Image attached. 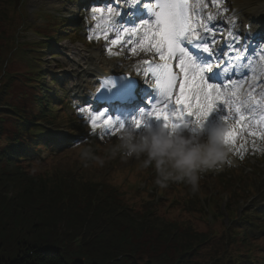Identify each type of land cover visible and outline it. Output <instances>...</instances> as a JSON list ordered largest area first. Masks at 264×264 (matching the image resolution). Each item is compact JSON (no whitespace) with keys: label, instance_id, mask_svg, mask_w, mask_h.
<instances>
[{"label":"trees","instance_id":"16d2710c","mask_svg":"<svg viewBox=\"0 0 264 264\" xmlns=\"http://www.w3.org/2000/svg\"><path fill=\"white\" fill-rule=\"evenodd\" d=\"M12 4L13 0H0V189H22L32 209L48 216L33 226V234L49 231L50 219L62 220L71 232L53 227L54 233L7 244L2 240L7 228L0 223V264H264V236L251 238L247 226L254 220L239 219L245 215L235 213L236 202L246 198L240 189L227 191L231 200L226 211L232 224L224 232L219 197L208 212L197 201L193 222L176 224L149 211L133 212L106 179L88 180L77 170H40L29 165L37 146H52L34 135L32 124L49 123L55 117L52 100L39 85L41 73L29 60L46 46L16 45ZM17 58L25 66L21 76L9 69ZM57 171L62 172L53 175ZM211 215L212 222L207 219Z\"/></svg>","mask_w":264,"mask_h":264},{"label":"snow or ice","instance_id":"6c2138e0","mask_svg":"<svg viewBox=\"0 0 264 264\" xmlns=\"http://www.w3.org/2000/svg\"><path fill=\"white\" fill-rule=\"evenodd\" d=\"M128 5L129 11L126 15L135 23L136 20L141 21L140 28L133 27L130 31L124 30L127 35V42L132 43L133 37L140 35L138 48L144 52H155L159 56V62L149 64L148 61L143 63L147 65L148 71L155 78L156 88L158 89L160 100L152 106V110L146 114L147 117H155L157 120H163L164 129L168 130L171 135L181 125L185 124L186 116H194L197 127H202L204 122L212 113L218 103H223L227 111V115L223 118L225 123L223 127V143L228 147L233 145L236 138L244 131L256 137L264 139V116L259 121L250 120L245 116V111H251L246 105L233 108L237 104V93L235 91H222L219 83H210V80H217L221 73L213 71V64L210 62L215 53V49L209 46L214 43L211 37L214 36L206 24L201 22L198 17L197 9L207 7L202 0H196L191 3L190 0H156L154 5L143 4L142 0H123ZM144 9H147L148 18H144ZM103 12V10H101ZM113 9H108L111 16ZM208 20L214 19L211 14ZM113 27L119 28L118 24L113 23ZM198 29H203L205 35L201 36ZM122 37L112 41V44L121 42ZM194 41L195 47L201 48L203 53L208 56L194 57L185 47V44L192 45ZM244 45L240 43L238 37H234L232 41V50L236 53L237 59L244 49ZM111 51V50H109ZM132 51L135 53L136 48ZM221 53L220 55H222ZM220 56L216 55V59ZM244 59H248L244 57ZM178 63L176 67L179 69L180 75L173 71V61ZM264 60V57H261ZM225 63H229L225 61ZM219 69L220 65H216ZM245 67L253 68L251 61ZM261 73H264V63L259 65ZM232 72L235 74L236 69L225 67L224 73ZM209 73L210 75H205ZM243 75H247L244 72ZM231 87L237 88L239 85L235 81L230 80ZM251 87V86H250ZM261 95L264 96V88L261 89ZM242 108L244 111H242ZM103 115V114H102ZM146 116L142 112L141 117L134 121V129L141 131L149 128L146 122ZM101 117L92 119V127H97ZM234 121V122H230ZM103 125L108 128L115 126L119 130H124L123 123L117 125L111 117L103 120ZM259 126V131L250 130Z\"/></svg>","mask_w":264,"mask_h":264},{"label":"rangeland","instance_id":"374dc122","mask_svg":"<svg viewBox=\"0 0 264 264\" xmlns=\"http://www.w3.org/2000/svg\"><path fill=\"white\" fill-rule=\"evenodd\" d=\"M217 3L218 0H215ZM24 3L26 4L25 7V15L24 17L22 14V4H20V1L17 2L16 0H13V4L11 5L12 9L10 16L12 15V27L11 31L12 34L16 32L15 37L19 40L17 41V44H21L24 42H34L35 40H39L38 36L35 35L32 31L29 30V26L35 24H43L45 22V19L40 18L36 20L35 13L38 11H43L46 13L56 14L60 17H65L67 20L70 21L69 27H75L77 29H83L80 24H78V20L80 16H82L83 10H80L86 8L87 1L85 3L81 1H67V0H24ZM222 6H224L223 10L220 9V15L227 16L230 14L235 8H239L244 11V14H242L241 20L242 22H251L250 19L252 16L250 15L251 11L258 7L264 5V0H221ZM21 8V9H20ZM88 9V8H87ZM89 12L88 19L85 21L90 20L91 22L95 23L94 14L90 11ZM248 12V14H245ZM221 15V16H222ZM91 17V19L89 18ZM227 17H224L222 21H226ZM77 22V23H73ZM67 28V27H66ZM88 29V28H87ZM90 32H97L96 29L90 30ZM54 34L57 37H62V39L53 40L51 44V48L49 51H45V55L43 57V69L47 71L48 74H52L55 76V82L57 85L50 84L51 90L54 92L56 91L57 94L61 95L64 98H67L70 103H72L74 106H76L75 110L78 112V105H76L80 101V94H77V89L75 87V78L79 73H81L85 68H87L91 63L86 61V58H89L91 56H98L99 59L101 58V50L99 47H88V46H82L80 44L71 43L68 39H65L63 35L58 36L56 32ZM65 36V35H64ZM122 37V36H121ZM122 40V39H121ZM121 43V42H120ZM105 44V43H103ZM129 43H125L122 46L129 50ZM133 48H136L137 51L134 53L132 51ZM144 51H140L138 48V44L133 46L129 51L123 50L119 51L117 47H114L112 51H107L105 53L106 56H108L107 60H99L96 64L98 68L104 69L108 68V65H110V62H130V57L137 58L138 56H141ZM77 53L80 54V56L77 55ZM148 52H144V55H146ZM141 54V55H140ZM54 56V58H53ZM97 61V59H96ZM22 60L20 58H17L15 60V63L11 66V69H21L22 66ZM123 64L121 63V66ZM124 66V65H123ZM86 80V78H85ZM68 112L70 113V109L67 108ZM82 118V116L80 115ZM107 119V118H105ZM214 121H217V117L214 119ZM77 122L72 123V125H76ZM206 123V121L204 122ZM104 125H101L98 127V130L101 129V127ZM153 129H160L162 128L159 125H153ZM181 131V133L185 135H194L201 137L203 139L207 138V131H203V127H197L196 124L192 127H189L187 131ZM250 130H256L259 131V128L256 127L254 129ZM62 135L69 137L64 131L61 133ZM120 131H117L110 135V137L107 138L108 141H110L109 145H106L110 153L114 154L113 147L114 145L118 144L120 142ZM84 136L86 134L84 133ZM62 142V141H61ZM89 148H86L88 150ZM229 152L227 155V158L225 162L221 165H219L216 169H211L204 171L200 173V176H204L206 180L211 182L210 177L208 176L211 174H220L224 173L225 170L230 168H239L241 167L239 162H237V158L249 156L259 151H264V139H261L259 136L253 137L248 134V131H244L239 138H236L233 145L228 146ZM124 157H126V162L124 163L123 167H130L134 166L141 161L144 158V156L136 157L131 154H126L124 152ZM252 163L254 164V161L252 160ZM104 164H101L97 170L91 173L88 180L90 178H93L95 175L99 176L101 173H105V171H108ZM74 164L72 162L63 163L60 167L62 168V171L67 172V169L73 168ZM62 171L54 172V174L61 173ZM113 177H110L111 184L118 185L120 184V179L124 177L125 174L123 173H113ZM91 181V180H90ZM178 182H184V181H176V180H169L166 182V185L169 184L173 185ZM186 183V182H184ZM144 184H141L140 187H143ZM191 185V189H192ZM197 191V188L194 190ZM193 192V191H192ZM22 189L17 190H7V189H0V202H2L5 207L8 205V209H6L3 205L0 204V223L1 225H4L6 230H4V234H2V240L4 243L9 244V242L16 244V242H19L20 239L25 240H33L39 236H45L47 234H51V232L54 233L55 229L57 230L58 227L62 228L65 233H69L71 231L67 230L68 224H65L62 220H55L50 219V227L51 229L49 231H42L41 233H32L30 230L33 228L35 224L40 222L42 219L48 217H44L43 214L37 213L35 210L32 209V207L29 205L28 201L24 199ZM13 203L10 205V203ZM16 208L15 210L12 207ZM6 212L9 213V215L6 217ZM13 215V217L10 216ZM176 217V213H168L167 217ZM46 228V226H43ZM55 229H54V228ZM52 230V231H51ZM12 244V245H13ZM5 247H12L11 245H6Z\"/></svg>","mask_w":264,"mask_h":264},{"label":"clouds","instance_id":"9594fccd","mask_svg":"<svg viewBox=\"0 0 264 264\" xmlns=\"http://www.w3.org/2000/svg\"><path fill=\"white\" fill-rule=\"evenodd\" d=\"M224 125L207 130V138L185 135L176 130L171 135L164 128H134L123 130L113 151H123L136 157L144 156L145 167L153 165L157 183L184 181L196 189L200 173L216 169L227 158L229 149L223 143ZM83 155L88 156V150Z\"/></svg>","mask_w":264,"mask_h":264},{"label":"bare ground","instance_id":"6f19581e","mask_svg":"<svg viewBox=\"0 0 264 264\" xmlns=\"http://www.w3.org/2000/svg\"><path fill=\"white\" fill-rule=\"evenodd\" d=\"M195 2H196V0H194V3ZM203 2H204V0H202V3ZM116 13H117V11H116ZM237 13H240L238 8L233 10L234 15H236ZM251 15H252L253 19L255 20V25L253 26V35L250 38H246L245 34L243 32L244 27L247 23H245V25L243 26L242 32L237 33L238 26L232 27L230 25H226V23L223 22V24H225V28L228 30V36L234 35V36L238 37L241 44L243 43L244 40H246L248 43L253 44L254 43V37L255 36L260 37L264 33V27L258 26L259 24H264V5L254 8L251 11ZM100 18L104 19V20L106 19V20L111 22V23H108L107 25H109V24L111 26L113 25L112 18H110L109 16H101ZM234 19H236V18L230 17V22ZM205 24L208 26L209 29H212V30H214L216 27H218V22H215L214 20H208L207 19ZM220 24H222V22ZM255 45H256V43H255ZM255 45H254V47H255L254 48V50H255L254 54L256 55L258 53V51H260L259 48H261L260 47L261 45H259V46H255ZM231 47H232V44H231ZM219 52L220 53L223 52V45L219 46ZM241 53H243L242 54L243 56H247L246 54H244L243 51ZM77 55L79 56L78 53H77ZM96 58L97 57H89V58H86V61L87 62H93L94 60H96ZM158 58H159L158 54H156L155 52H149V55L147 57H145V59H142L141 61H136L135 63H132L130 66H128L126 69H124L123 72L124 73H132V75H134V76H139V75L143 76L144 75V63L143 62L148 61V60H155ZM249 61H251L250 56H249ZM256 62L257 61L253 62L254 66H255ZM117 65H119L118 62H117ZM125 70L127 72H125ZM119 72H122V71H119L117 69L114 71H111V69L110 70H104L100 74L101 77H99L97 75H94L95 73L99 74V71L97 68L87 67V69L84 71V78L86 76L91 77V79H89L91 82L90 83L91 86H89V88H88V86H85V85L83 86V84H82L83 78H80V80H77V82H78L77 87L79 88V90H82L84 88L83 92H85L87 89H89V92L91 93V96H90V98H91L90 103H91L92 95L95 91L96 86H97V88H100L99 85H102V80L105 79L103 77V75L106 73L113 74V73H119ZM91 73H93V74H91ZM255 77H256V75L254 74L253 77H249V78L243 80L242 82H238L237 85H239V87L235 88L233 91H235L237 93V100L241 101L243 103L242 105H246L248 108L249 107L252 108L250 114H254V121H259L260 118L262 116H264L261 114L262 110H260V114L258 112L259 108L264 107V96L258 95V93L261 91L262 88H264V86L257 85L256 81L253 82L252 80ZM262 77L264 78V74ZM260 78H261V76H260ZM256 106H257V109L255 108ZM221 107L223 108V110L225 112H227L223 103L221 104ZM235 107H238V103L233 106V108H235ZM91 109H94V108L91 107ZM217 112H219V109L214 110L212 113H210L209 117H214V115L217 114ZM209 117L207 118V120H210ZM194 119H195V117H194ZM181 126H183V125H181ZM209 127L210 126L208 125L207 128H209Z\"/></svg>","mask_w":264,"mask_h":264}]
</instances>
